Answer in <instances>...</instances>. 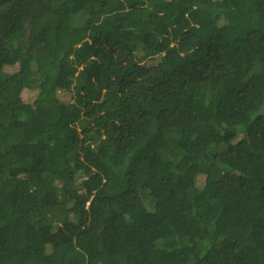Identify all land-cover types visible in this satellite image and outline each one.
<instances>
[{"label": "trees", "instance_id": "obj_1", "mask_svg": "<svg viewBox=\"0 0 264 264\" xmlns=\"http://www.w3.org/2000/svg\"><path fill=\"white\" fill-rule=\"evenodd\" d=\"M0 264H264V0H0Z\"/></svg>", "mask_w": 264, "mask_h": 264}, {"label": "rangeland", "instance_id": "obj_2", "mask_svg": "<svg viewBox=\"0 0 264 264\" xmlns=\"http://www.w3.org/2000/svg\"><path fill=\"white\" fill-rule=\"evenodd\" d=\"M223 185H232L235 184V179L233 178H227L222 182Z\"/></svg>", "mask_w": 264, "mask_h": 264}]
</instances>
